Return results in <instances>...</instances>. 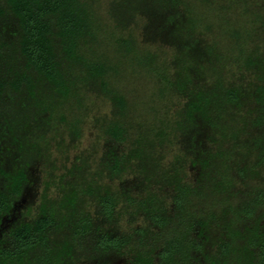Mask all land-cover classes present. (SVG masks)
Returning <instances> with one entry per match:
<instances>
[{"label":"trees","instance_id":"1","mask_svg":"<svg viewBox=\"0 0 264 264\" xmlns=\"http://www.w3.org/2000/svg\"><path fill=\"white\" fill-rule=\"evenodd\" d=\"M104 2L0 0V264H264V3ZM89 118L99 157L54 178L6 246L31 168Z\"/></svg>","mask_w":264,"mask_h":264},{"label":"rangeland","instance_id":"2","mask_svg":"<svg viewBox=\"0 0 264 264\" xmlns=\"http://www.w3.org/2000/svg\"><path fill=\"white\" fill-rule=\"evenodd\" d=\"M104 1L107 0H101V3H105ZM131 2L135 1L138 2L139 0H129ZM193 3L202 6L204 9H208L211 10V5L208 4H203L201 2V0H191ZM252 1H256V0H250L251 4H252V10L254 11V13H258L260 11L259 6L257 5V3H252ZM260 2L264 3V0H260ZM146 3V2H145ZM237 6L234 5V8H236ZM235 10V15L234 17H236L237 19H246V16H242L239 13L238 9H234ZM213 9V7H212ZM219 33H222L219 31ZM223 47L225 50H236L237 49V45L236 43L231 40V39H224L223 41ZM133 82H135V85L138 88L141 89H146L147 85L145 84V77H141L140 75H134L132 77H130ZM92 87V86H90ZM93 88H95V86H93ZM23 107V103H15L14 105L10 106V112H7V115L12 118H16L17 122L16 125L19 124L20 120H22V115H23V110L25 111V109L21 110V108ZM30 112V110H28ZM102 111L105 112L107 111L106 105L102 108ZM13 114L15 116H13ZM25 115V113H24ZM18 126V125H17ZM37 131V130H36ZM38 131H43V130H38ZM98 134H99V130L96 129L95 126H93L91 118L88 119V123L85 125L84 130H83V134L81 136V138L78 140V142L66 149V150H58L57 147L53 146L52 147V163L49 164L47 167H41L39 166H34L31 168V173L32 176L34 177V180H38V182H36L33 186L32 189L30 190V193L28 195V199L32 200L33 202L31 203V205L33 206L34 210L37 209L38 205L41 203L42 198L44 196L45 193L54 196L56 194V186L55 183L52 181L54 178L55 182L59 181V176L64 174L68 168H70L72 166V164L77 160V156L82 155V154H90L91 152H93V154L95 155V157H99L101 150L98 149ZM54 136V135H52ZM55 136H57L56 138L59 140L60 137H58V135L56 134ZM182 143L180 144L181 147L183 148H187L188 147V142H187V137L184 134H181V138ZM176 152V146H173L170 148V150L167 153V160L172 159L173 154ZM53 173L52 175L50 173ZM51 181L53 183H51Z\"/></svg>","mask_w":264,"mask_h":264},{"label":"flooded vegetation","instance_id":"3","mask_svg":"<svg viewBox=\"0 0 264 264\" xmlns=\"http://www.w3.org/2000/svg\"><path fill=\"white\" fill-rule=\"evenodd\" d=\"M7 126H5V130H2V134L0 133V165L4 164L5 161L8 160V166L11 167V160L9 156L3 152H1V144L4 143V136L6 135V132H8ZM38 182V180H37ZM32 189V185L26 184L24 186V190L21 194V200L19 203L14 204L12 211L4 218L2 223V230L1 232L6 235V238L4 239V243L6 246L12 245L13 240L10 238L11 231L21 225L22 221L26 220H32L37 215L38 211L29 212V208L32 200L28 199V195L30 193V190ZM38 210V209H37Z\"/></svg>","mask_w":264,"mask_h":264}]
</instances>
